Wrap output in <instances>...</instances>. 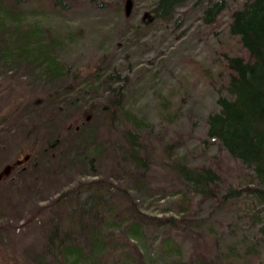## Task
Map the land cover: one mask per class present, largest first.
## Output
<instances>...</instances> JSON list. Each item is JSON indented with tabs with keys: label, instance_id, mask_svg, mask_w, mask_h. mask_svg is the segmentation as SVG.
Instances as JSON below:
<instances>
[{
	"label": "rangeland",
	"instance_id": "rangeland-1",
	"mask_svg": "<svg viewBox=\"0 0 264 264\" xmlns=\"http://www.w3.org/2000/svg\"><path fill=\"white\" fill-rule=\"evenodd\" d=\"M126 1L61 0V5L53 9L52 0H0V12H14L21 20L16 37L0 32V264H36L32 258L45 263L42 258L50 239L47 225L54 215H60V222L58 217L53 220L58 222L59 234L71 238L64 246L71 245L84 254L70 257V262L57 255L45 259L48 263L117 264L119 257L120 264H181L194 256L195 264H264V250L251 248L261 212L249 192L242 190L250 178L244 177L241 167L206 137V117L218 110V90L224 92L222 52L243 53L236 40L225 35L227 10L219 17L217 29L210 30L202 23L203 12L220 0L190 1L165 21L152 15L157 0H131L128 15ZM224 1L229 8L237 0ZM2 22L6 28L15 27L10 20ZM32 32L74 77L49 82L42 71L25 62L26 56L13 63L4 59L5 49L14 51L36 42L33 38L20 39V35L30 36ZM100 69L106 76L116 74L124 81L116 112L113 106L118 101L112 93L104 95L112 105L108 112L96 110V101L83 104L94 101L106 89L94 95L95 75ZM85 79L86 85L94 87L80 85L76 89ZM81 88L86 91L80 93ZM55 99L65 101L61 109ZM12 114L17 118L10 121ZM83 114L98 128L95 158L99 179L106 178L114 185L107 201L111 214L97 227L88 220L80 224L73 212V219L62 214L65 207L47 209L82 169L68 165L61 156H40L36 141L46 126L63 132L77 124ZM127 114L137 123L128 121ZM112 117L117 120L115 124ZM129 134H140L139 151L129 146ZM128 149L137 155L143 150L145 166L122 157ZM35 154L40 158H34ZM184 162L209 167L221 177L219 198L226 194L225 188H235L238 196L227 195L218 204L219 200L211 196L190 195L194 216L188 226L178 223L181 232L188 231L184 235L173 234L168 226L156 228L155 219L143 224L144 217L132 213L137 207L156 218L176 216L174 201L182 183L172 168ZM27 165L29 171L18 168ZM141 176L146 184L143 187ZM81 186L82 192L90 188L88 183ZM138 220L143 221L139 240L130 244H137L141 251L123 256L127 241L126 246L123 240L120 247L113 246L120 241L117 222L121 221L126 233L127 227ZM93 227L99 239L107 241L106 247L87 241ZM166 236L172 238L164 239ZM55 241L49 248L53 254L59 243ZM173 241L180 256L165 254Z\"/></svg>",
	"mask_w": 264,
	"mask_h": 264
},
{
	"label": "trees",
	"instance_id": "trees-1",
	"mask_svg": "<svg viewBox=\"0 0 264 264\" xmlns=\"http://www.w3.org/2000/svg\"><path fill=\"white\" fill-rule=\"evenodd\" d=\"M14 1V0H12ZM97 0H89V2H96ZM194 1V3H199L201 0H157L153 9L152 15L155 19L161 21L169 20L173 17L174 12L183 7L186 3ZM52 8L54 9L57 5H61V0H52ZM227 10L228 21L225 25V35L227 37H232L236 40L239 46V51L243 53H231L222 52L223 60L221 66H223L226 72L225 85L223 86L224 92L218 90V99L216 112L210 113L206 117V137L211 141L215 142L221 153L226 155V157L233 163L239 165L241 169L245 172L244 177L250 178L249 183H245L242 188L243 191L249 192L252 196V200L257 207L260 208V218L256 227V232L252 237L251 248L256 250V247H260V250H264V0H237L236 3L232 4L229 8L226 7L225 1L220 0L211 3L207 6L202 15V23L204 26L208 27L210 30L217 29L219 17ZM14 13V12H13ZM9 11L5 13L4 10L0 12L3 17L0 18V32L15 34L20 26V17L18 14L13 15ZM2 20H10L11 24L15 26L13 29L6 28L3 25ZM35 32L29 34L30 36L20 35L21 40L34 39L33 44H24L25 46L19 47L12 50L5 49L3 53L4 59L7 62L13 63L16 60L22 59L26 56V63L32 64L35 69L42 71L45 79L49 82H54L63 77V80L74 77V74L70 72L69 69H64L49 53L50 48H46L42 45L41 39L35 35ZM70 75V76H69ZM91 77V76H90ZM95 87L91 84L86 85L88 79L77 85V87L87 86L94 87V95L101 89L106 87L104 92L96 98L94 101H85L83 104L91 105L95 102L98 106V111L108 112L111 110L110 102L105 101L104 95L112 93L117 98V103L113 106V112L119 109V98L121 97V89L124 87L122 80H119L116 74L105 75V72L100 69L95 75ZM75 82V81H74ZM114 84L119 85L118 89L114 88ZM58 98H61L59 91L56 89ZM86 89L81 88L80 93L85 92ZM94 91V90H93ZM67 94V93H66ZM78 98V97H76ZM55 99V104L58 105V109L62 107L65 101ZM76 101V102H75ZM74 101V105H77V100ZM50 102V101H49ZM101 104V105H100ZM73 107V104H70ZM74 106V107H75ZM94 109V106H91ZM17 118V115L12 114L10 116V121ZM92 118L86 115H81V119L77 124L65 128L64 131L53 128V126H46L43 136L37 137L36 141L39 143L38 154L43 156L44 154H49L59 157L62 160H66L68 165L80 166L81 172H77L73 181H71L66 186L59 191L57 194V199L54 202L50 201L48 210L58 206L65 207V211L61 213L66 215H71L73 219V214L79 216V223L83 224L87 220L97 227L100 224H104L107 221L108 216L111 214L112 208L108 204V199L110 194L113 193L112 187L114 185L106 178L99 179V170L96 164V150H97V131L98 128L90 122ZM112 122L115 124L117 121L115 117L111 118ZM127 120L132 123H137L127 114ZM93 121V120H92ZM48 125L49 123L46 122ZM128 142L131 148L137 147L138 151L141 146V136L140 134L131 135L129 134ZM144 151H140L139 155L135 153L134 150L128 149L127 152L122 153V157L127 156L129 160H132L137 166H145ZM37 154L34 158H40ZM98 157V156H97ZM33 158V155L31 159ZM31 161V160H30ZM30 167H33L31 162L28 163ZM28 165L19 166L20 171H29ZM37 165V164H35ZM176 171V177L182 183V189L176 192L178 198L174 201L176 206L175 215H163L161 218L152 217L146 212L137 209L132 210L135 216L142 215L144 217V223L142 220L139 222L130 224L127 227V232L121 229V221L118 224V234L120 235L119 243H113V246L120 247V243L126 246L127 250L123 253V256H127L129 252H139L141 249L137 244L133 246L130 241L139 240V235L141 231L140 222L148 225L149 219H155L154 224L156 228L166 229L168 226L173 234H183L180 231L178 223L185 224L188 226L189 220L194 216L193 210V200L190 195H205L211 196L219 200L218 204H221L224 198L229 195L231 197L238 196V190L235 188H225V195L218 197V187L219 182H221V177L211 168L205 166H191L186 162L182 165H177L172 168ZM84 172V173H83ZM88 173V174H87ZM91 178L90 180L84 181V179ZM141 187L145 186V180L141 176ZM88 183L90 188L87 190H81L82 186ZM250 185H252L250 187ZM112 186V187H111ZM242 187V185H239ZM68 188L64 193L63 189ZM83 189V188H82ZM81 192V195L80 192ZM77 194L79 196H77ZM106 195V196H105ZM49 202V200H46ZM134 207L135 201H132ZM73 209V210H72ZM167 209V208H165ZM73 212V214L71 213ZM58 214V213H56ZM63 216V215H61ZM58 215H54L56 219ZM51 219L47 225V229L50 230L49 242L46 244L45 256L42 258L45 263H41L32 258V262L36 264H58L56 262L48 263L45 259H52L59 255L64 260L68 259L70 262V257H78L84 254L81 249L73 248L71 245L64 246L71 238L67 237V234L60 233V227H58V222H60V215L58 217V222H53ZM128 220H124L122 223H126ZM116 223V221H115ZM71 227V226H70ZM188 231H186L187 233ZM90 233H92L87 241L92 243H98L97 246L102 244V247H106L107 241L99 239L100 236L96 233V229L90 228ZM172 238L171 236H166V238ZM110 242H113V236H108ZM134 238V239H133ZM98 239L97 241H95ZM59 240L54 253L49 251V248ZM103 240V241H101ZM94 241V242H93ZM101 241V242H99ZM91 244V243H90ZM53 249V248H52ZM169 251L165 252L168 255H181L178 244L173 241V246L168 248ZM172 250V251H170ZM122 250H120V253ZM126 259V257H125ZM194 256L188 258L185 262L181 264H195ZM119 257L117 258V264L119 263ZM77 259H74L76 263ZM63 262V261H62ZM68 262H63L62 264H69Z\"/></svg>",
	"mask_w": 264,
	"mask_h": 264
},
{
	"label": "water",
	"instance_id": "water-1",
	"mask_svg": "<svg viewBox=\"0 0 264 264\" xmlns=\"http://www.w3.org/2000/svg\"><path fill=\"white\" fill-rule=\"evenodd\" d=\"M132 2L131 0H127L126 4H125V13L128 15L129 14V10L131 8Z\"/></svg>",
	"mask_w": 264,
	"mask_h": 264
}]
</instances>
